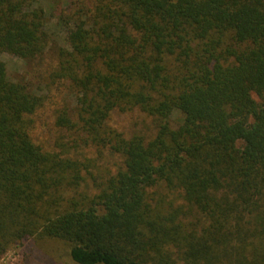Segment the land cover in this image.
Returning a JSON list of instances; mask_svg holds the SVG:
<instances>
[{
    "label": "trees",
    "instance_id": "16d2710c",
    "mask_svg": "<svg viewBox=\"0 0 264 264\" xmlns=\"http://www.w3.org/2000/svg\"><path fill=\"white\" fill-rule=\"evenodd\" d=\"M39 3L0 0V52L51 47ZM60 23L51 142L0 59V259L49 238L76 264H264V0H67Z\"/></svg>",
    "mask_w": 264,
    "mask_h": 264
},
{
    "label": "rangeland",
    "instance_id": "374dc122",
    "mask_svg": "<svg viewBox=\"0 0 264 264\" xmlns=\"http://www.w3.org/2000/svg\"><path fill=\"white\" fill-rule=\"evenodd\" d=\"M67 0H40V5L48 15V30L54 43L40 58L25 59L9 52H0V59L5 62L8 78L13 82H22L37 93L44 96V105L39 112L43 120L36 125L35 138L41 141L44 137L50 142L57 135L52 125L51 106L61 105L62 100L72 97L60 92L53 84L51 74L58 63V50L66 46V26L60 23V16L65 9ZM54 96V97H53ZM58 107V106H57ZM175 119L181 118L179 113L174 114ZM47 122V124L45 123ZM111 124L126 134L142 131L153 134L156 124L152 118L142 114L114 112ZM85 187V186H83ZM254 246H259V239L254 238ZM70 244L49 238L26 239L12 246L0 259V264H76L70 256Z\"/></svg>",
    "mask_w": 264,
    "mask_h": 264
}]
</instances>
